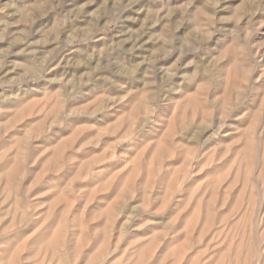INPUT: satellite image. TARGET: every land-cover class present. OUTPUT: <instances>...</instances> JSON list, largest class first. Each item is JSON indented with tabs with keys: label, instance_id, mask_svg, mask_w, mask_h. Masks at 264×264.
<instances>
[{
	"label": "rangeland",
	"instance_id": "rangeland-1",
	"mask_svg": "<svg viewBox=\"0 0 264 264\" xmlns=\"http://www.w3.org/2000/svg\"><path fill=\"white\" fill-rule=\"evenodd\" d=\"M0 264H264V0H0Z\"/></svg>",
	"mask_w": 264,
	"mask_h": 264
},
{
	"label": "bare ground",
	"instance_id": "bare-ground-1",
	"mask_svg": "<svg viewBox=\"0 0 264 264\" xmlns=\"http://www.w3.org/2000/svg\"><path fill=\"white\" fill-rule=\"evenodd\" d=\"M21 16H22V15H21ZM11 17H12V16H11ZM15 18H16V17H15ZM15 18H14V19H15ZM11 20H12V19H11ZM8 31H9V30H8ZM16 41H18V40H16ZM30 45H31L30 43H29V44H28V43H25V44L23 43V44H22V46L25 47V48H29ZM12 46L15 47L16 45H11V46H9V47H12ZM20 46H21V45H20ZM18 47H19V46H18ZM8 49H9V48H8ZM18 55H19V54H18ZM24 57H25V55H24ZM21 58H22V57H20V59H21ZM14 59H15V58H14ZM17 60H18V59H17ZM23 61H24V62L22 63L23 66H24L23 68L26 69V70H27V69L29 70V69H30V66H28L29 61H28V60H23ZM26 67H27V68H26ZM23 68H22V69H23ZM30 70H31V69H30ZM126 73H127V77H130L131 72H130L129 70H126ZM124 75H125V74H124ZM125 76H126V75H125ZM134 84H135V81H133V80L130 81V85H134ZM182 132H183V133H182V136H181V137L186 138L185 135L188 133V132H187V129H183ZM191 139H192V141H193V140L196 141V140L198 139V134H197V133H194V134L192 135V138H191Z\"/></svg>",
	"mask_w": 264,
	"mask_h": 264
}]
</instances>
